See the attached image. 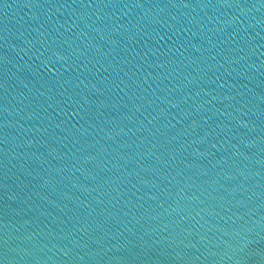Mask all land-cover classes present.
I'll return each mask as SVG.
<instances>
[{
    "label": "water",
    "instance_id": "water-1",
    "mask_svg": "<svg viewBox=\"0 0 264 264\" xmlns=\"http://www.w3.org/2000/svg\"><path fill=\"white\" fill-rule=\"evenodd\" d=\"M0 264H264V0H0Z\"/></svg>",
    "mask_w": 264,
    "mask_h": 264
}]
</instances>
